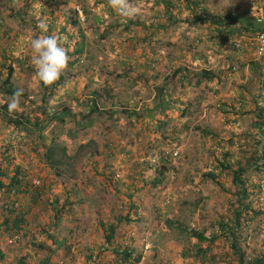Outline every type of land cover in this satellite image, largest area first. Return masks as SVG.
<instances>
[{
	"label": "rangeland",
	"instance_id": "rangeland-1",
	"mask_svg": "<svg viewBox=\"0 0 264 264\" xmlns=\"http://www.w3.org/2000/svg\"><path fill=\"white\" fill-rule=\"evenodd\" d=\"M38 2L0 0V162L6 158L30 172L29 192L0 191V223L2 202L17 200L30 206L27 229L34 235L0 231V264H92L86 248L95 253L104 246L99 220L127 212L131 220L119 225L116 242L131 243L140 254L137 264H225L231 259L227 242L216 240L198 257L197 247L206 244L190 230L208 235L237 206L232 174L219 173L217 184L203 172L225 150L236 167L257 143L264 54L255 49L256 33L264 29V20H257L264 17V0H204L210 14L222 19L229 13L234 24L211 18L188 23L192 14L176 0L175 9L165 0H131L140 12L135 19L118 15L108 0H54L47 7ZM73 8L84 16L74 26ZM40 19L49 25L47 34L68 40V69L51 86L43 85L31 63V40L45 34L37 27ZM203 70L211 79L200 76ZM7 79L23 90L20 110L9 114L2 108L12 97ZM163 86L167 90L160 92ZM20 116L29 123H8ZM52 143L69 157H61V175L45 157ZM244 178L260 186L259 193L248 188L247 200L263 208L264 173L249 169ZM40 187L58 205L66 202L59 220L51 207L32 204ZM248 217L243 215L241 243L250 256L264 245V231L256 230H264V214ZM114 258L105 249L97 264H127Z\"/></svg>",
	"mask_w": 264,
	"mask_h": 264
},
{
	"label": "trees",
	"instance_id": "trees-1",
	"mask_svg": "<svg viewBox=\"0 0 264 264\" xmlns=\"http://www.w3.org/2000/svg\"><path fill=\"white\" fill-rule=\"evenodd\" d=\"M168 4L172 7V9H175V4H173V0H165ZM179 3H182V1L185 2V7L188 9V13L192 14V18L187 20L186 17L180 18L182 21H186L188 23H196L199 21H205L206 19L211 18L216 24L222 22L224 19L229 24H234L235 20L232 18V16L227 13L224 14L223 18L221 19L217 15L210 14L207 10V8L204 5V0H176ZM170 7V8H171ZM73 10V16L71 17V25H76L80 19L78 15L77 8L71 9ZM75 16V17H74ZM188 17V16H187ZM84 21V20H83ZM261 30V29H259ZM70 35L72 36L73 33L70 32ZM77 53L81 52L82 47L79 45L77 47ZM156 59L155 61H157ZM153 63V62H152ZM180 70V69H178ZM12 68L10 67L8 70V78L11 76ZM206 71H201L200 76L207 77L208 79H211L212 75H208ZM64 78L62 75L59 80ZM58 80V81H59ZM57 81V82H58ZM5 84L8 85L7 92L10 96H12L15 89L12 88L11 83L9 82V79L5 80ZM45 86V85H44ZM160 92H163L166 89L165 86L159 88ZM169 95V93H167ZM108 96H112L108 94ZM94 108L92 110L97 109V105L93 101ZM2 108L5 110L6 113L9 114L8 110V104L5 103L2 105ZM233 110L235 109L234 106H232ZM123 112H127V108L122 109ZM256 114V124H257V143H255L254 148L250 149V155L249 156H243L245 158V161L239 160L237 161L236 167L232 164V152L229 150L220 151V156L215 155L214 159L216 162V165L213 166V168H210L209 171H204L203 176L206 178L211 179L212 181L216 182L217 184L220 183L219 180V173L221 172H230L232 174V182L235 184L236 187V194L237 196V206H233L229 208L228 214L221 216L220 219L217 220L216 224L213 227V230L209 232L208 235L205 234L203 231H196L194 229L190 230V234L194 236L198 241H201L206 244V246L199 245L196 249V255L198 257H201L204 253H206L207 250H209L213 243L218 241H224L227 242L229 245V249L226 253V255H231V259H228L225 264H264V245L261 247L259 253L257 255H250L248 256L245 252L244 246L245 244L241 243V235H242V221H244L243 215L248 214L252 217L246 218V220L252 219L253 217L264 214V206L263 208H253L251 206V202L247 199L249 198L250 191H248V188L252 191L256 190V193H259V185L253 184L251 182H248L247 179L244 178V174L249 169H252L254 172L258 174L264 173V142L262 144V152L259 150V145L262 143V140L264 139V105L258 106L255 109ZM9 124H15L16 128H21L23 123H29V120L23 116H20V119L17 118H9L8 120ZM37 125V124H36ZM25 127V124L24 126ZM175 132V130H173ZM21 135V134H20ZM24 138V135H22ZM10 142H16L18 140L15 139V137L9 138ZM14 140V141H13ZM55 147L56 144H51L47 147L45 152V157L47 162L49 163L51 168H54L58 170V174L61 175L62 171L59 168V165L62 163H65V160H63L61 157L64 156L66 158H69L66 156L65 148L61 147L60 151H58ZM241 151H246L243 147L240 148ZM60 154L58 156L57 154ZM170 160V159H167ZM11 160L4 159L2 162H0V191H4L10 193V191L22 187L20 191L29 192V181L26 180L30 176V172L26 171L25 167H23L20 164H12ZM165 169V166H161V169L159 168L157 171L158 173L162 174V170ZM218 171H216V170ZM57 173V172H56ZM55 173V174H56ZM154 181V179H153ZM37 187V186H36ZM35 193L31 195V201L32 204H36L38 202L43 204V207L49 208L51 207L56 213L55 218L59 220L60 214L64 211V208L66 206V202L62 203L61 205L57 204V200H50L48 196L45 195L44 187H40L38 189H35ZM252 193V192H251ZM250 199V198H249ZM69 203V202H67ZM235 207V208H234ZM130 208H137L136 203L133 204ZM30 206H21L18 205L17 200H13L12 202L3 201L2 202V214H3V221L0 223V231L2 233H6L9 237H13L14 235H19L21 237H25L26 235L29 236V232L31 230H28L27 227L29 226V220H28V213H29ZM131 220L130 212H127L125 214H121L116 216L113 220H106L103 219L99 220V223L102 227L103 231V238H104V246L99 247V250L94 253L93 247L86 248V257L88 260L92 262V264L99 263L100 257L103 254V251L105 249H110V251L115 255V260L120 261L122 263L127 264H137L140 260V254L136 252L134 247L131 245V243H124V244H118L116 242V236L118 234V227L121 223H125ZM246 225V223H243ZM43 231H45V227L42 228ZM258 232H262V228L256 229ZM32 238L34 239L33 231L31 232ZM132 235V234H131ZM250 235V231L246 233V235L243 237V240L246 239ZM34 246L41 250L48 251L50 248L40 242H33ZM67 249H69V245H65ZM222 262V260H218V263ZM21 262H23L21 260ZM161 262V261H160ZM159 264H162V262ZM46 262H42V264H45Z\"/></svg>",
	"mask_w": 264,
	"mask_h": 264
},
{
	"label": "clouds",
	"instance_id": "clouds-1",
	"mask_svg": "<svg viewBox=\"0 0 264 264\" xmlns=\"http://www.w3.org/2000/svg\"><path fill=\"white\" fill-rule=\"evenodd\" d=\"M108 5L121 17L135 19L140 15L139 9L133 5L131 0H108ZM37 27L44 35H40L31 40V63L36 69L38 79L45 86L56 83L67 71L70 57L69 49L65 46L68 43L66 36L47 34L49 32L48 23L40 19ZM23 90L17 88L8 102L9 113L18 112L21 105Z\"/></svg>",
	"mask_w": 264,
	"mask_h": 264
},
{
	"label": "built area",
	"instance_id": "built-area-1",
	"mask_svg": "<svg viewBox=\"0 0 264 264\" xmlns=\"http://www.w3.org/2000/svg\"><path fill=\"white\" fill-rule=\"evenodd\" d=\"M54 3V0H39V2L37 3L40 7H47L50 6ZM78 10V15L79 17H82V19L84 18L83 14L79 13V8H77ZM84 20V19H83ZM258 21H263L264 17L263 15H260L257 17ZM256 54L257 55H263L264 54V29H262L260 32L256 33ZM177 151L174 152V154H176Z\"/></svg>",
	"mask_w": 264,
	"mask_h": 264
}]
</instances>
